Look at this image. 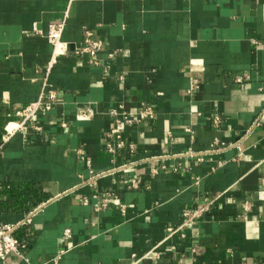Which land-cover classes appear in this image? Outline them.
Listing matches in <instances>:
<instances>
[{
  "label": "crops",
  "instance_id": "obj_1",
  "mask_svg": "<svg viewBox=\"0 0 264 264\" xmlns=\"http://www.w3.org/2000/svg\"><path fill=\"white\" fill-rule=\"evenodd\" d=\"M64 19L70 50L86 30L104 43L102 65L53 62L45 34ZM51 94L40 131H13ZM143 104L156 116L138 128L110 117ZM112 131L136 153L109 154ZM0 183V221L28 245L0 264H264V0H0Z\"/></svg>",
  "mask_w": 264,
  "mask_h": 264
},
{
  "label": "built area",
  "instance_id": "obj_2",
  "mask_svg": "<svg viewBox=\"0 0 264 264\" xmlns=\"http://www.w3.org/2000/svg\"><path fill=\"white\" fill-rule=\"evenodd\" d=\"M66 20L59 23H52L48 27V31L45 34V37L48 39L49 43L53 46V62L58 60L59 58L63 57L64 55H67L68 53H74L75 55H87L95 65H102V61L99 58V54L102 52L104 48V43L102 41L94 39L93 33L89 30H86L85 37L83 41V45L81 47H74L73 50H70L69 44L63 40V33L65 30ZM34 31L41 33L36 27L33 28ZM115 56L114 53H109L108 58L113 59ZM107 67V66H106ZM50 68L48 70L47 75L49 74ZM237 82H242V78L239 77L237 79ZM48 86V78L46 76L44 80L43 87L46 88ZM200 89V82L197 79L192 78L190 80V85L187 90V94H193L197 90ZM55 96L50 95L49 99L46 100L44 96H42L37 102L30 104L26 108H24L22 111L18 113V116L20 117V121L17 123V127H15V130L25 131L27 130L29 126H31L33 129L40 131L41 127L38 126L37 122L39 119V111L43 109L46 112H49L52 110L54 105ZM110 117L115 122L116 125H122L129 129L138 128L142 125H144L147 121L153 120L156 116V113L153 109V107L149 104H143L141 109L138 112H129L127 111L123 106H116L110 109L109 111ZM93 117V111L87 110L79 113L77 115V119L81 121H88L91 120ZM220 121L219 118H216V123L218 124ZM62 126L64 128H67V124L63 123ZM107 143L105 144L106 151L111 154L113 157L116 156L118 150L126 149L129 151L130 154H135L137 151V145L126 143L123 135L121 133L117 132H108L106 134ZM78 153L81 155V158L83 160L87 159L86 154L83 150H79ZM104 173H100L97 176H100ZM2 186V183H0V187ZM142 183L140 180L134 181L132 184V187L134 189L141 188ZM115 194L111 191L106 193V197L102 200L100 207H107L109 200L114 196ZM260 199L264 200V191H262L260 194ZM84 202H88V198H84ZM213 204V201H208L207 204L193 208V209H185L183 211V217L185 218L186 222L193 223L199 219H201L205 214L209 213L211 210V205ZM251 203H244L242 206V209L244 210L245 214L251 211L252 209ZM37 211V209L35 210ZM34 211V212H35ZM33 212V213H34ZM32 213V214H33ZM31 216V215H30ZM245 217V216H244ZM31 218L27 217L22 224L30 223ZM21 224V225H22ZM16 230L15 225L10 224H4L0 221V262L5 263L8 258L13 255H22L23 251L27 249V242L23 241L19 238H17L14 235V232ZM172 233L173 231L170 230ZM71 237V230L67 229L65 230V233L63 235V238L65 240H68ZM193 253L196 252V249H193ZM66 253V250L63 249L58 257L57 260L61 258V256Z\"/></svg>",
  "mask_w": 264,
  "mask_h": 264
},
{
  "label": "trees",
  "instance_id": "obj_3",
  "mask_svg": "<svg viewBox=\"0 0 264 264\" xmlns=\"http://www.w3.org/2000/svg\"><path fill=\"white\" fill-rule=\"evenodd\" d=\"M12 189H14V187H11V189H7L6 184L2 187V189H0V197L3 196L6 193H9L11 196H13V192L11 191ZM2 201H0L1 203Z\"/></svg>",
  "mask_w": 264,
  "mask_h": 264
}]
</instances>
